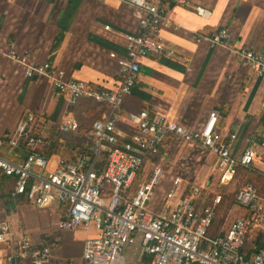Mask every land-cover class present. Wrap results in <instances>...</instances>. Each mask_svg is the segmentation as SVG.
I'll list each match as a JSON object with an SVG mask.
<instances>
[{"label": "crops", "instance_id": "crops-1", "mask_svg": "<svg viewBox=\"0 0 264 264\" xmlns=\"http://www.w3.org/2000/svg\"><path fill=\"white\" fill-rule=\"evenodd\" d=\"M127 1L0 0V134L13 129L30 112L35 115L33 131L44 138L40 152L52 162L72 160L81 149L90 147L85 132L102 116L99 106L80 100L71 107L47 78H26L23 67L10 54L11 44L17 55H28L37 64L49 63L62 70L68 80L113 89L120 78L110 54L124 55V37L137 31L138 20L144 15ZM197 5L209 9L207 18L195 12ZM166 6V20L159 28L165 51L141 59L136 84L120 111L118 131L125 139L138 135L127 117L144 110L188 128L216 111L219 130L236 135L238 153L249 146L263 152L264 77L243 65L236 53L245 49L264 55V0H169ZM218 29L230 33L226 46L209 40ZM68 119L77 121L80 128L59 131ZM162 150H171L175 168L183 169L187 175L183 178L190 184L224 194L218 216L225 227L244 215L240 210L241 214L232 218L236 204L234 197L229 202L228 186L251 183L264 196V163L260 159L248 169L237 168L234 180L224 186L219 183L216 158L206 150L179 143L172 147L164 143L159 154ZM25 154L22 146L14 150L5 146L1 153L15 163ZM152 164L145 165L136 185L147 181ZM13 189V180L0 174V225H9L15 239L21 233L38 248L58 238L45 264H85L84 241L96 236L94 227L60 231L62 208H37L23 197L13 196ZM251 245L259 247L260 242L251 241ZM133 250L139 253L138 248ZM14 259L18 264H32L16 256L14 245L1 244L0 264H14ZM147 259L144 257L141 264Z\"/></svg>", "mask_w": 264, "mask_h": 264}, {"label": "built area", "instance_id": "built-area-1", "mask_svg": "<svg viewBox=\"0 0 264 264\" xmlns=\"http://www.w3.org/2000/svg\"><path fill=\"white\" fill-rule=\"evenodd\" d=\"M127 2L144 15L138 20L137 31L124 37V55L110 54L120 78L113 89L68 80L62 70L49 63L37 64L28 55H17L11 44L10 54L23 67L26 78H47L71 107L85 100L99 106L102 116L85 132L91 143L87 151L72 160L52 162L40 152L44 138L33 131L35 115L28 112L13 129L0 134V174L13 180V196H21L37 208H62L60 231L94 227L96 236L84 241L85 264H129L125 252L131 247L138 248L148 264H264V196L251 183L234 192V202L244 215L226 227L218 216L224 194L206 192L203 186L190 184L183 174H173L159 208H149L164 172L159 164H152L151 157L159 154L164 143L170 147L179 143L213 155L219 183L224 186L234 180L237 168L248 169L256 159L264 163V152L249 146L238 153L236 135L219 130L216 111L193 128L159 113H130L127 122L138 135L125 139L120 134V111L136 84L141 59L165 51L159 28L166 20L169 0ZM194 10L203 18L210 14L201 5ZM229 38L227 29H218L209 40L226 46ZM236 54L256 76L264 77V55L245 49ZM58 129L75 132L79 123L68 119ZM5 146L12 150L22 146L26 152L22 161L3 157ZM148 162L152 164L150 177L136 185ZM249 238L260 242L257 250ZM57 243L58 238H54L38 248L21 233L15 239L9 225H0V245H14L16 256L32 264L47 263Z\"/></svg>", "mask_w": 264, "mask_h": 264}, {"label": "rangeland", "instance_id": "rangeland-1", "mask_svg": "<svg viewBox=\"0 0 264 264\" xmlns=\"http://www.w3.org/2000/svg\"><path fill=\"white\" fill-rule=\"evenodd\" d=\"M171 150H173V149H171ZM171 150H162L163 152H160V154H158L157 156L151 157V160H153L154 162L158 161L159 162L158 164L164 170L159 184L154 188L153 198L148 203L149 208L152 210H157L159 208V206L163 200V197L165 196V192H166V189L169 185L170 179L173 176V174H175V172L177 174H185V176L187 177L186 173H184L182 168H177V166L175 168V158L172 160V157L169 154V152ZM215 166H216V164H215ZM238 186H240L239 183L236 184L235 186H228L226 193L228 194L227 197L229 199V202H231L233 200V196H234L233 194L238 189ZM219 191H222V190H219ZM52 206H54V205H52ZM240 210L241 209L236 206L234 214L232 215V218L236 217L237 215H240L241 214ZM221 221H222V219H221ZM250 241L251 240L249 238L248 242H250ZM125 256H126L127 260H129V264H141V261L144 260V257L142 256V254H140V251L138 253V251L133 250L132 247L128 248L126 250Z\"/></svg>", "mask_w": 264, "mask_h": 264}, {"label": "trees", "instance_id": "trees-1", "mask_svg": "<svg viewBox=\"0 0 264 264\" xmlns=\"http://www.w3.org/2000/svg\"><path fill=\"white\" fill-rule=\"evenodd\" d=\"M79 128H80V127H79ZM85 151H87V149L84 148V149H81L80 152L83 153V152H85ZM78 153H79V152H78ZM81 153H80V154H81ZM257 249H258V247H256V250H257ZM146 264H148V259H147V263H146Z\"/></svg>", "mask_w": 264, "mask_h": 264}, {"label": "water", "instance_id": "water-1", "mask_svg": "<svg viewBox=\"0 0 264 264\" xmlns=\"http://www.w3.org/2000/svg\"><path fill=\"white\" fill-rule=\"evenodd\" d=\"M13 263H14V264H18V260H17V259H14V260H13Z\"/></svg>", "mask_w": 264, "mask_h": 264}]
</instances>
